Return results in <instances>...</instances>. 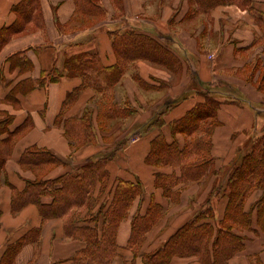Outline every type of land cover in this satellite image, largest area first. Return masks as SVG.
<instances>
[{
    "label": "crops",
    "instance_id": "1",
    "mask_svg": "<svg viewBox=\"0 0 264 264\" xmlns=\"http://www.w3.org/2000/svg\"><path fill=\"white\" fill-rule=\"evenodd\" d=\"M87 1L0 0V264H78L77 254L86 244L70 234L68 225L94 227L95 222L84 218L95 215L101 231V206L104 211L109 208L122 182H140L143 194L118 225V254L112 264H148L146 256L198 218L196 226L201 227L194 232L205 236L193 237L192 242L183 234L174 244L183 247L187 239L192 250L175 254L168 264H264V212L258 205L263 188L253 187L240 199L244 198L243 209L235 215L250 218L249 226L235 224L226 240L223 235L217 241L229 204V176L250 153L253 141L264 135V108L258 106L252 85L238 76L261 53L254 47L255 20L257 12L264 13V0H253L256 14L235 6L216 7L202 25L206 32L200 24L186 37L160 32L155 24L161 20L143 17L153 11L144 4L136 13L143 18L132 20L133 0H91V8ZM128 30L168 45L182 62L176 68L179 79L156 67L165 66L157 61L129 60L110 94L125 116L113 117L102 127L106 118H101L99 106L105 104L104 95L84 88L68 102L70 94L83 87V79L69 75L65 62L93 52L105 67L114 66L116 33ZM208 87L221 102L211 137L213 162L202 179L175 186L178 197L172 201L156 187V175L174 171L180 177V167L149 165L151 143L161 133L167 142L175 139L182 147L185 135H174L171 124L204 103L199 91ZM159 113L164 114L162 129L147 130L146 124ZM72 122L80 124V135L71 132ZM42 151L48 153L44 160L36 156ZM103 157L110 177L97 183L96 205L58 213L53 196L43 188ZM152 201L162 207L163 217L134 253V217L146 215Z\"/></svg>",
    "mask_w": 264,
    "mask_h": 264
},
{
    "label": "trees",
    "instance_id": "2",
    "mask_svg": "<svg viewBox=\"0 0 264 264\" xmlns=\"http://www.w3.org/2000/svg\"><path fill=\"white\" fill-rule=\"evenodd\" d=\"M196 1L207 14H210L216 7L230 4L255 11L253 0ZM87 2V5L91 8V3L93 2L91 0ZM256 20L264 26V13L257 12ZM116 34L117 37L114 41V46H116L117 63L114 66L105 67L100 56L93 52H84L76 56H70L65 62V70L69 75H77L83 79V87L70 94L68 102L74 101L84 88H91L104 95L105 104L103 103L100 116L101 118H106V121L100 123L102 127L107 125L108 121L113 119V117L122 118L125 116L124 109L113 103L112 98L110 99V94H112L115 85L124 76L127 68L126 63L128 64L129 60L134 61L145 58L164 64L170 70L182 66V62L170 52L168 45H164L150 36L138 33L135 30H128L122 34ZM262 38L264 39V28ZM129 51H133L134 54L131 56ZM193 82L196 85L198 80L194 78ZM199 92L205 97L204 103L197 105L183 119L171 124V130L174 135L177 133L185 135L184 145L179 147V143L175 139L172 143H169L160 133L152 141L151 151L146 160L149 165L159 168L180 167V177H177L174 171L171 174L156 175V187L162 188L164 194L172 201H175L178 197V194L173 191L175 186L180 182L188 183L189 181L202 179L207 174L208 168L213 162L211 157V137L216 126V114L221 102L210 87ZM163 115V113L157 114L154 119L146 124V129L151 130L154 128L161 130L165 123ZM88 117L86 116V118ZM72 123L71 132L80 135V124L78 122ZM46 154L48 153L42 151L39 155L36 154V156L44 160ZM106 165L107 158L103 157L94 163L86 165L75 173L65 175L62 180L51 182L50 185L45 186L43 188L44 193L48 192L54 198V209L62 215L68 209L72 210L78 207L85 206L91 210L97 203V200L93 197L97 183H103L104 180L110 177ZM58 183L61 184L60 188H56V184ZM228 186L231 189L229 204L225 219L222 222L221 228L218 230V242L220 240L219 236L224 235V239L226 240L227 235L231 233V229L235 224L241 223L244 227L250 224V218L236 216L235 213L237 211L241 213L244 198L242 201L240 199L252 191L253 187L263 188L264 190V135L253 141L250 153L244 157L241 165L237 166L229 176ZM142 194L143 188L140 182H122L117 186L109 208L104 211L105 205L101 206L100 214L103 213L100 227L101 231L98 226L100 224V217L95 215L84 218L86 222H95L94 227L76 226L73 222L70 226L68 225L70 234L86 244L85 248L77 254L76 261L78 264H112L118 254V246L116 245L118 225L126 217L135 199ZM258 205L260 211L263 210L264 212V194ZM162 217V207L154 201L150 203L146 215L141 216L136 214L130 240V248L134 253L138 252V247L144 241L149 229L157 224ZM197 220L190 223L187 230L176 236L172 242L166 244L154 254L146 256L148 264H168V261L175 254L192 250L189 248L192 247L193 243H188L187 239L183 247L176 246L174 242L178 244L183 234L191 236L193 239L192 242L195 241L194 238L198 240L200 237H204V233L198 234L194 232V229L201 227L196 226ZM206 227L209 226L207 225Z\"/></svg>",
    "mask_w": 264,
    "mask_h": 264
},
{
    "label": "rangeland",
    "instance_id": "3",
    "mask_svg": "<svg viewBox=\"0 0 264 264\" xmlns=\"http://www.w3.org/2000/svg\"><path fill=\"white\" fill-rule=\"evenodd\" d=\"M133 1L135 3V10H134L135 13L132 16V20H139L140 18L143 17L146 18L148 16H152L149 18L150 20H161L162 22H165L163 24L162 22L160 23L159 21L158 24H155V26L159 28V31L164 34H173L176 36L183 35L185 37L187 35H192L193 33H196L199 30L198 25L201 24L202 27V25L206 23L205 18L208 17L209 15L205 13L203 9L200 7V5L196 3L197 2L196 0H133ZM100 3L102 4V1ZM112 3L115 2L113 1ZM141 4H144L145 8L149 9L150 11L151 10L153 11L152 13L145 12L144 13L145 15L143 17L138 18L136 17L137 16L136 13H139L141 11V9L139 8ZM225 6H235L242 11H248L249 14H252L253 12L256 14V11L254 10L251 11L248 8L240 7L235 4H230ZM120 13L122 12L120 11V8L118 6V16ZM102 15L99 16V18L100 17L102 18ZM91 20L92 22H96V20L99 19L91 18ZM91 20H83V22H87ZM210 22L211 21L208 20V31H209V27L211 26ZM255 25L258 30L256 31V36L258 37H256V40H254V47L256 48L259 46L261 49V53L258 57L254 59V63H251L250 65L244 67L243 68L245 69L244 73H238V76L244 79L246 83L252 85L253 93L255 94L254 96L257 98L258 101V106L264 108V39L262 38V31L264 26L259 24L257 20H255ZM240 26L244 27V25H240ZM203 27L201 29L202 31H205ZM129 54L132 56L134 52L129 51ZM212 58L213 56H210V59ZM155 66L159 67L161 70L167 71L170 75L173 76L174 79H179V75L177 73L176 68L168 70L166 66H162L159 64H155ZM99 108L101 111L102 110L101 106H99ZM133 132L136 131L134 130Z\"/></svg>",
    "mask_w": 264,
    "mask_h": 264
}]
</instances>
